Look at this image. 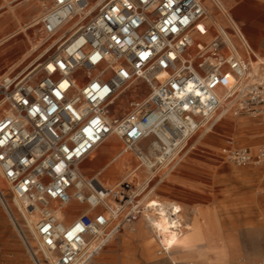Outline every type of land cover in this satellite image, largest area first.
<instances>
[{
    "label": "built area",
    "instance_id": "2783aa9c",
    "mask_svg": "<svg viewBox=\"0 0 264 264\" xmlns=\"http://www.w3.org/2000/svg\"><path fill=\"white\" fill-rule=\"evenodd\" d=\"M97 1L51 0L37 23L47 37L69 35L29 72L0 74L9 105L0 117V203L33 264H88L143 214L131 182L109 188L103 168L83 172L111 134L123 152L139 145L140 164L159 172L221 111L264 114V59L254 71L260 58L221 1L212 0L228 28L210 20L204 0H104L95 9ZM206 20L213 34L205 42L195 33ZM222 158L264 163V143L256 151L230 146ZM78 203L87 208L73 217ZM167 211L175 243L185 229L181 208ZM154 233L158 255L171 259L169 235Z\"/></svg>",
    "mask_w": 264,
    "mask_h": 264
},
{
    "label": "rangeland",
    "instance_id": "374dc122",
    "mask_svg": "<svg viewBox=\"0 0 264 264\" xmlns=\"http://www.w3.org/2000/svg\"><path fill=\"white\" fill-rule=\"evenodd\" d=\"M41 1L30 0L35 4L22 13V19L41 17L50 6L51 0H45V5ZM220 1L223 5V0ZM6 2L7 6L0 10V22L7 21V26L0 29V36L16 27V20H11L8 16L10 6L16 4L10 3V0H0V5ZM27 2L24 0L20 5ZM39 4L40 6H37ZM215 11L221 13L217 8ZM31 27L12 37L5 44L0 42V74L14 76L25 74L57 49L58 44L52 43L57 34L47 37L40 23ZM226 27H229L228 23ZM66 34L69 35V32ZM49 47L52 48L38 63L32 62ZM263 54L264 52L259 51L257 55L264 59ZM3 114L1 109L0 117ZM114 139L107 140L94 154L84 160L82 163L84 173L90 175L93 168L107 165L113 155L121 150L123 141ZM230 139L236 146H247L257 150L264 142V114L261 116L234 115L224 114L223 110L212 127L201 128L192 136L187 151L175 168L159 172L153 170L154 174L146 171L141 177L132 180L129 178L127 181L131 182L132 188L136 191L148 177L152 174L156 175L147 183L155 187L147 189L142 194L140 192L137 196L140 200L149 192L141 205L152 198L166 203L173 200L183 203L182 205L175 202L182 210L183 219L189 223L184 230L194 235L196 230L201 228L207 233L205 244L210 251L207 264H227L241 258H245L249 264H258L264 258V163L237 165L222 160L218 154L222 147L229 144ZM113 141H117V148L106 149V146ZM129 151L131 165H140L136 155ZM124 163L121 157L110 164L108 169L120 170ZM145 168L146 166L141 165L139 171L143 172ZM84 169L89 170L86 172ZM108 177L116 182L122 180L121 176L114 174ZM0 184L4 186L1 180ZM156 185L159 186L156 187ZM142 217L143 215H140L134 222L116 232L114 239L112 238L96 255L95 260H105V264H170L168 258H160L157 254L155 233L147 224H145L146 230L140 233L144 237L143 242H148L141 246L142 239L135 235V230L139 223L144 221ZM185 249V242L176 243L170 255L171 259L193 261L199 264L198 260L181 254ZM217 249L223 250V254L215 253ZM0 264H33L1 203Z\"/></svg>",
    "mask_w": 264,
    "mask_h": 264
},
{
    "label": "bare ground",
    "instance_id": "6f19581e",
    "mask_svg": "<svg viewBox=\"0 0 264 264\" xmlns=\"http://www.w3.org/2000/svg\"><path fill=\"white\" fill-rule=\"evenodd\" d=\"M6 1H8V0H6ZM25 1H28V2L23 4V5H20L18 3L16 5L10 6V11L8 10L9 11L8 16L10 17L11 20H13V19L16 20V27L14 29H12L11 31L4 32L1 34V36H0L1 44H5L12 37H15L18 34L26 31L28 28H30L31 26L36 24L39 21V19L42 17V16L41 17L39 16V17H35V18L29 19V20L22 19V17H21L22 13L25 12L26 10L31 9L35 4V3L30 2V0H25ZM41 2L44 3V5H45V0L44 1L42 0ZM102 2H104V0H98L97 3H95L93 5V8L96 9L99 5L102 4ZM7 4H8L7 2L1 4L0 10L5 8L7 6ZM37 6H40V4ZM0 17H1V14H0ZM210 19L214 20V16L211 12H210ZM6 26H7V21L0 22V29L1 30L4 29ZM68 30H70V29H68ZM67 35L68 34H66V31H62L60 33H57V37L55 39L53 38V41H52L53 45L59 44ZM36 48H37V46H36ZM51 48L49 47L48 50L39 54L32 62L38 63ZM261 60H262V58L260 57L259 60H255L252 62L251 66H252V69L254 71H256L258 69L259 63ZM22 61H24V60H22ZM6 104L7 103L4 102V100H0V110L2 109L3 113L9 111V105H6ZM112 136H117V135L111 134L108 137V139L111 138ZM117 137H119V136H117ZM117 145H118L117 141H113L106 146V149L109 148V149L113 150V149L117 148ZM138 149H140L139 145H137L136 147H133V149L131 151L133 153H135ZM128 153H130L129 150L126 152H123V150L121 148L120 151L116 152L113 155L110 162L107 165H104L105 168L102 171V177L104 178V183H105L106 187L115 188L119 185V183H121L122 181L128 180L129 178L132 180L136 177H141L142 175L145 174L146 171H151L154 174L153 169L151 167V164H149V163L144 165V166H146V168H145V170H143V172L139 171L141 168V164L136 165V166L131 165V162H130L129 157H128ZM121 157H123V159L125 161L124 166H122V168H120V170H109L108 166L110 164H112L113 162H115L116 160L120 159ZM88 170L89 169H84V171H86V172ZM111 174L121 176L122 180H120V182L119 181L116 182L115 180L110 179L108 177V175H111ZM153 174L150 177H148L147 180H145L144 184L139 186V189H137V190H139L138 194H140V192L142 194L147 189H149L151 187L152 188L155 187V185L152 186L150 183H149V185H147L148 180L151 178H154L156 176ZM136 180H138V179H136ZM158 186L159 185H156V187H158ZM148 193L149 192H147L142 199L138 200L139 204H142V200L147 197ZM171 204L175 205L177 208H179L175 202L166 203V202L161 201L160 199H157V198H152L150 200H147L145 202V204L143 205L144 206V212L142 214L143 215L142 220H144V221L140 222L141 228L139 229V231L144 232L146 230L145 224H147V226H150L154 232L160 231L162 233H165V235L168 234L169 235L168 239L170 241H173V233H172V230L170 228L171 227L170 226L171 221L169 219V213L167 211V207ZM35 217H37V215L33 214L32 216H30V220L33 221L35 219ZM180 217L183 219L182 214H180ZM183 222H184L185 227L189 226V223L185 222L184 219H183ZM206 234L207 233L201 228L197 229L194 235L190 234L186 230H183L182 234L177 238L176 242L171 244L172 249L174 248V245L176 243H178V242L184 243L185 242L186 249H185V251L181 252V254L184 257H190L192 259L198 260L199 264H207V259H208V256L210 255V251L208 250V248L205 244V241L207 239ZM214 252L218 253V254H223V250H221V249H217ZM241 260L244 261L245 263L249 264V262L245 258H241ZM231 263H227V264H231Z\"/></svg>",
    "mask_w": 264,
    "mask_h": 264
},
{
    "label": "crops",
    "instance_id": "0c3cea01",
    "mask_svg": "<svg viewBox=\"0 0 264 264\" xmlns=\"http://www.w3.org/2000/svg\"><path fill=\"white\" fill-rule=\"evenodd\" d=\"M204 3L208 7L209 11L213 14L214 21H216L217 23H220L223 26H225V25L227 26V21H226L225 16H224L225 15L224 11H221L220 14L216 13V11H215L216 7H215V4L212 0H204ZM223 5L225 6V8H224V6H222V8H224L226 10V12L229 11L230 16L238 23V25L242 29L245 37L247 38V40L251 44L255 53L258 54L259 51L264 52V0H223ZM204 29H205V31H197L195 33V38L197 40H201V41L206 42L212 38V34H213V28L211 26L210 20L205 21ZM262 56H264V54ZM253 61H255V60H253ZM114 138H118L120 140V138L117 136H112L108 140H111ZM114 140H117V139H114ZM228 142H229V144L225 147H222L221 151L218 154L222 160H224L222 158V156H223L224 152L226 151V149L230 146H236V144H234L231 139ZM236 147H244V148H249L252 151H256V150L252 149L251 147H247V146H236ZM181 160H182V157H181V159H179L177 161V163H175V165H173L169 169L171 170V169L175 168L181 162ZM102 168L104 169L105 167L101 166L99 168H93V170L91 171L92 173L90 175L94 174L97 170L102 169ZM172 202H178V203L183 205V203L181 201H178V200H173ZM76 206H77V211L75 212L73 217L77 216L78 214H80L82 211H84L87 208V204L78 203V204H76ZM183 208L185 209V207H183ZM181 213H182V210H181ZM128 224H131V223H125L121 227V229L125 225H128ZM140 228L141 227H140V223H139L137 229L135 230V232H136L135 235L138 237H141V239H142L141 246H142L143 243H146L148 241L143 242L144 237L141 235V233L139 231ZM155 241H156V239H155ZM156 244H157V241H156ZM106 245L104 247H106ZM104 247H103V249H104ZM157 248H158V244H157ZM95 257L88 264H105V260H102V261L99 260L98 261V260H95ZM159 257L160 258H168V257L160 256V255H159ZM168 259L170 261V264H190V263L195 264V262H193V261H190V262L189 261H180L179 259H177L175 262L170 258H168Z\"/></svg>",
    "mask_w": 264,
    "mask_h": 264
},
{
    "label": "snow or ice",
    "instance_id": "6c2138e0",
    "mask_svg": "<svg viewBox=\"0 0 264 264\" xmlns=\"http://www.w3.org/2000/svg\"><path fill=\"white\" fill-rule=\"evenodd\" d=\"M125 31H127V29H125ZM174 31H175V29H173V32H174ZM113 39H116V38L113 37ZM144 55H145V54L142 53V54H141V58H144ZM49 67L51 68L52 66L50 65ZM60 67L63 68L64 65L61 64ZM53 70H54V69H53ZM61 87H63V84L61 85ZM188 88H189V91H191V89H192V85L189 84V85H188ZM196 95L199 96V93H196ZM0 159H2V157H0ZM169 243H170V244H171V243H174V241H169Z\"/></svg>",
    "mask_w": 264,
    "mask_h": 264
}]
</instances>
